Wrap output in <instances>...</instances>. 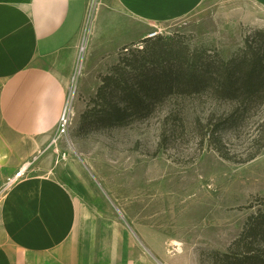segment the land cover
Instances as JSON below:
<instances>
[{
	"label": "rangeland",
	"instance_id": "1",
	"mask_svg": "<svg viewBox=\"0 0 264 264\" xmlns=\"http://www.w3.org/2000/svg\"><path fill=\"white\" fill-rule=\"evenodd\" d=\"M99 2L87 12L77 50L69 132L56 144L54 134L31 171L51 155L49 165L61 164L58 177L89 206L95 223L128 236L137 250L131 259L214 264V253H227L248 221L264 213V105L251 108L205 86L174 89L146 105L112 88L98 93L120 58L138 51L149 61L145 76L182 67L181 78L189 70L217 78L223 60L241 59L233 57L247 38L264 56L260 29L244 25L246 7L233 15L220 5L157 26L150 33L157 36L114 53L118 35H125L101 26ZM116 105L127 112L108 126L104 113ZM254 248L264 253V239Z\"/></svg>",
	"mask_w": 264,
	"mask_h": 264
},
{
	"label": "crops",
	"instance_id": "2",
	"mask_svg": "<svg viewBox=\"0 0 264 264\" xmlns=\"http://www.w3.org/2000/svg\"><path fill=\"white\" fill-rule=\"evenodd\" d=\"M89 3L0 0V189L46 150L58 130ZM99 5L101 26L125 35L123 40L118 35L114 53L147 39L157 26L220 5L233 15L246 7L244 25L264 30V0H100ZM50 158L42 157L0 199V264H145L144 258L131 259L137 250L129 248L127 235L114 236L106 224L95 223L89 206L58 177L61 164L50 166Z\"/></svg>",
	"mask_w": 264,
	"mask_h": 264
},
{
	"label": "trees",
	"instance_id": "3",
	"mask_svg": "<svg viewBox=\"0 0 264 264\" xmlns=\"http://www.w3.org/2000/svg\"><path fill=\"white\" fill-rule=\"evenodd\" d=\"M263 31L256 32V35L263 38L257 42L264 45ZM148 40L149 38L143 42ZM245 44V49L233 57L241 59L223 60V67L219 66L220 74L217 78L214 76L209 78L203 75L204 73L195 74L198 72L196 70H189L188 76L181 78L178 73L182 72V67L166 71L158 77L156 75L151 77L150 73L145 76L143 69L149 61L147 62V58H139L146 52L138 51L134 58H120L111 74L104 79L98 96L102 97L112 88L136 104L146 105L174 89H184L188 86L199 89L205 86L211 88L221 98L240 101L251 108L260 107L264 105V56H260L254 50L251 38H247ZM260 48L264 50L262 45ZM154 59L159 61L161 58ZM213 67L214 65L210 64L204 72L210 75ZM127 69H132L133 75ZM124 111L127 112V109L116 105L104 113L103 121L107 122L108 126H114V121L120 120ZM258 219L248 221L242 235L231 245L227 253H214V264H264V253L254 248L257 240L264 239V213Z\"/></svg>",
	"mask_w": 264,
	"mask_h": 264
},
{
	"label": "built area",
	"instance_id": "4",
	"mask_svg": "<svg viewBox=\"0 0 264 264\" xmlns=\"http://www.w3.org/2000/svg\"><path fill=\"white\" fill-rule=\"evenodd\" d=\"M97 2H98V0L92 1L91 6L89 7L90 8L89 9L90 14L93 13V11L95 10V6H96ZM89 16H91V15H89ZM157 35H158V33L155 32V33L151 34L150 37H155ZM71 95L72 94L69 95L66 108H65L64 113L62 114V116L60 118L58 130H57V135H56V138L53 140L54 144L58 143V141L62 137L66 136L67 133L69 132V129H70V126L72 123V107H71L72 102H70ZM37 159L38 158H34L33 162H28V163L24 164L15 175L7 178L5 184L0 189V199L2 197H4V195L7 194L10 190H12L14 187H16L19 183H21L23 180L26 179L28 173L31 171L32 166L34 165V163Z\"/></svg>",
	"mask_w": 264,
	"mask_h": 264
}]
</instances>
